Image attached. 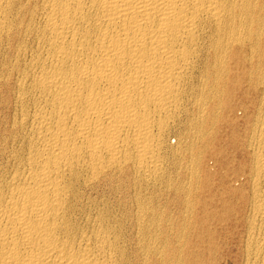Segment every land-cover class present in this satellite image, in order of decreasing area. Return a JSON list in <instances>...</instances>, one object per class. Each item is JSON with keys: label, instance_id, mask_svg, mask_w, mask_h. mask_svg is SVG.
Segmentation results:
<instances>
[{"label": "bare ground", "instance_id": "6f19581e", "mask_svg": "<svg viewBox=\"0 0 264 264\" xmlns=\"http://www.w3.org/2000/svg\"><path fill=\"white\" fill-rule=\"evenodd\" d=\"M0 264H264V0H0Z\"/></svg>", "mask_w": 264, "mask_h": 264}, {"label": "rangeland", "instance_id": "374dc122", "mask_svg": "<svg viewBox=\"0 0 264 264\" xmlns=\"http://www.w3.org/2000/svg\"><path fill=\"white\" fill-rule=\"evenodd\" d=\"M156 194H157V192L151 193V197L154 198V199H158V198H156V197H157ZM171 198H172V197H169V201H171ZM159 200H160L159 202L155 201V202H154V205H157V206H160V205L163 206V205H165L164 203L167 201V198L164 199V197H160ZM165 200H166V201H165ZM164 201H165V202H164ZM169 201H168V209L165 207V208H166L165 211H167V210L169 211V210L171 209L172 212H175V210L178 209L177 205H175L176 203H175L173 200H172V201H173L172 203H171V202L169 203ZM156 202H157V203H156ZM158 203H159V205H158ZM172 204H173V206H172ZM169 206H170V208H169ZM174 206H175V208H174ZM163 207H164V206H163ZM163 207H160V208L163 210V209H164ZM171 207H172V208H171ZM169 212H170V211H169Z\"/></svg>", "mask_w": 264, "mask_h": 264}]
</instances>
